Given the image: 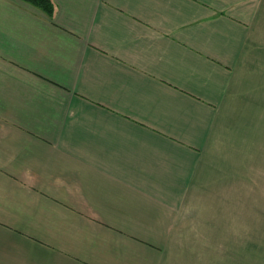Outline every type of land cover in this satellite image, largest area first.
<instances>
[{"label": "crops", "instance_id": "crops-1", "mask_svg": "<svg viewBox=\"0 0 264 264\" xmlns=\"http://www.w3.org/2000/svg\"><path fill=\"white\" fill-rule=\"evenodd\" d=\"M49 1L0 0V264H176L225 235L208 205L264 160V0Z\"/></svg>", "mask_w": 264, "mask_h": 264}, {"label": "rangeland", "instance_id": "rangeland-1", "mask_svg": "<svg viewBox=\"0 0 264 264\" xmlns=\"http://www.w3.org/2000/svg\"><path fill=\"white\" fill-rule=\"evenodd\" d=\"M244 191L241 204L226 193L217 198L223 203L208 205L210 229L224 223L225 235L192 236L193 251L187 241L176 264H264V160L259 157L255 184Z\"/></svg>", "mask_w": 264, "mask_h": 264}, {"label": "trees", "instance_id": "trees-1", "mask_svg": "<svg viewBox=\"0 0 264 264\" xmlns=\"http://www.w3.org/2000/svg\"><path fill=\"white\" fill-rule=\"evenodd\" d=\"M20 1L37 8L38 10L42 11L44 14H46L49 17L52 14L53 8L49 0H20Z\"/></svg>", "mask_w": 264, "mask_h": 264}]
</instances>
